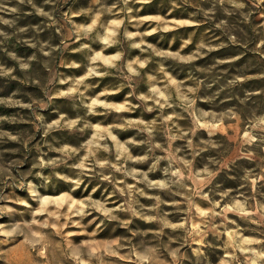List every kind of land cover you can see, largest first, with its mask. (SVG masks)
Listing matches in <instances>:
<instances>
[{
  "label": "rangeland",
  "instance_id": "1",
  "mask_svg": "<svg viewBox=\"0 0 264 264\" xmlns=\"http://www.w3.org/2000/svg\"><path fill=\"white\" fill-rule=\"evenodd\" d=\"M264 0H0V264H264Z\"/></svg>",
  "mask_w": 264,
  "mask_h": 264
},
{
  "label": "trees",
  "instance_id": "2",
  "mask_svg": "<svg viewBox=\"0 0 264 264\" xmlns=\"http://www.w3.org/2000/svg\"><path fill=\"white\" fill-rule=\"evenodd\" d=\"M264 60V59H263Z\"/></svg>",
  "mask_w": 264,
  "mask_h": 264
}]
</instances>
